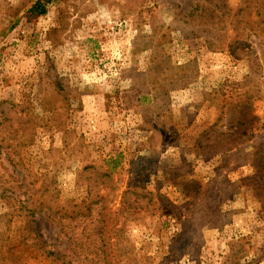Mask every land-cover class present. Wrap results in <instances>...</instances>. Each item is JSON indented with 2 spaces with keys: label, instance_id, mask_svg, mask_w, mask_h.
Instances as JSON below:
<instances>
[{
  "label": "rangeland",
  "instance_id": "374dc122",
  "mask_svg": "<svg viewBox=\"0 0 264 264\" xmlns=\"http://www.w3.org/2000/svg\"><path fill=\"white\" fill-rule=\"evenodd\" d=\"M36 1L0 0V264H264V36L187 16L248 1Z\"/></svg>",
  "mask_w": 264,
  "mask_h": 264
},
{
  "label": "trees",
  "instance_id": "16d2710c",
  "mask_svg": "<svg viewBox=\"0 0 264 264\" xmlns=\"http://www.w3.org/2000/svg\"><path fill=\"white\" fill-rule=\"evenodd\" d=\"M247 1L248 4L237 7L235 10H233V8H228L227 5L220 2V9L207 10L201 8L200 11H191L187 16L192 17V20L198 25L195 32H206L210 30L209 26L217 27V24H220V47H229L230 50H233V45H242L240 47V49H242L244 47V43L242 44L241 42L242 37H248L252 34L264 36V1L261 0L257 3V1L254 0H244V3ZM50 2L51 0H37L32 5L31 10L38 14H45L47 12V4ZM250 3H256V7L253 9ZM257 4L260 6L257 7ZM228 31L234 33V37L231 41L228 39V37H230ZM128 206L136 207L131 201L127 204V207ZM21 208L22 210L16 213L19 216L26 217L27 215L25 212H27V209L30 212L32 211V208L25 202L21 203ZM12 212L15 214L14 211ZM43 253H46L48 259L52 261H56L58 258V253L51 250H44Z\"/></svg>",
  "mask_w": 264,
  "mask_h": 264
}]
</instances>
